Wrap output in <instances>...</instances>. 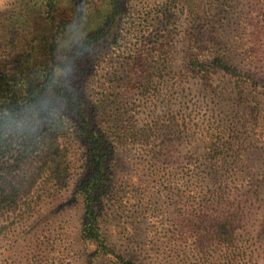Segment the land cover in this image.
I'll use <instances>...</instances> for the list:
<instances>
[{"label":"rangeland","instance_id":"374dc122","mask_svg":"<svg viewBox=\"0 0 264 264\" xmlns=\"http://www.w3.org/2000/svg\"><path fill=\"white\" fill-rule=\"evenodd\" d=\"M20 1L0 0V62L25 35L7 18L22 10L35 33L50 32L38 18L46 1ZM117 3L102 38L90 33L102 28L113 0L91 8L79 32L90 40L84 102L91 110L105 102V115H96L102 125L118 119L111 181L97 209L108 246L132 264H264V0L172 5L155 51L139 32L166 0ZM194 55L228 69L203 75L206 88L186 71ZM63 165L64 179L43 168L30 189L27 182L21 190L0 187V264H114L94 258L80 238L78 186L88 171L81 145Z\"/></svg>","mask_w":264,"mask_h":264},{"label":"trees","instance_id":"16d2710c","mask_svg":"<svg viewBox=\"0 0 264 264\" xmlns=\"http://www.w3.org/2000/svg\"><path fill=\"white\" fill-rule=\"evenodd\" d=\"M45 1L38 18L48 25L49 34L35 33L38 26L22 10L14 18L6 19L10 30L17 29L25 35L20 41L12 40L6 60L0 62V187L15 184V189L21 190L22 183L27 182L30 189L39 173L45 172L43 168L52 178L64 179L66 154L73 144L81 145L88 171L78 186L85 220L80 238L94 247V258L103 255L111 257L114 264H132L108 246L97 220L100 195L111 181L114 149L111 129L117 127L118 119L113 118V127L108 128L96 120L97 114L105 115L108 106H101L105 102L95 110L84 102L87 97L84 53L90 40H84L79 32L87 25L90 9L103 0H68L66 4L65 0ZM117 1L113 0L114 7L105 14L102 28L90 33L93 38H102V33L112 30L111 21H107L119 11ZM185 2L166 0L163 9L151 16L150 25L142 27L139 35L153 44L151 51L162 43L164 36L160 31L170 17L169 9ZM20 4H24L23 0ZM260 20L264 23V18ZM254 21L251 19V24ZM153 24L157 29L150 31ZM146 45L142 41L138 48L146 49ZM220 66L217 59L198 55L189 56L185 62L186 71L193 72L200 81L205 80L203 75L212 74ZM111 106L115 107V103L111 102ZM127 128L130 130L131 126L122 127L123 135L132 134ZM22 168H25L22 174H13Z\"/></svg>","mask_w":264,"mask_h":264}]
</instances>
